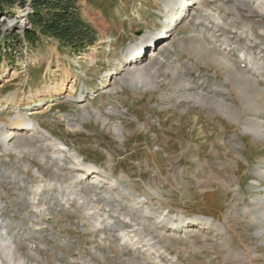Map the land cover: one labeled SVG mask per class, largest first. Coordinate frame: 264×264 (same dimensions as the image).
I'll use <instances>...</instances> for the list:
<instances>
[{"label":"rangeland","instance_id":"obj_1","mask_svg":"<svg viewBox=\"0 0 264 264\" xmlns=\"http://www.w3.org/2000/svg\"><path fill=\"white\" fill-rule=\"evenodd\" d=\"M249 1L252 11L237 0L173 11L171 0H77L98 39L85 53L29 43V8L0 19V127L12 135L0 144V219L22 256L0 246L3 264H264V100L191 40L215 33L208 48L264 68V0ZM15 33L21 44L5 40ZM151 34L127 66L128 48ZM215 93L233 114L199 97ZM19 116L37 130H18ZM51 196L62 199L44 204ZM109 220L129 226L125 240Z\"/></svg>","mask_w":264,"mask_h":264},{"label":"bare ground","instance_id":"obj_2","mask_svg":"<svg viewBox=\"0 0 264 264\" xmlns=\"http://www.w3.org/2000/svg\"><path fill=\"white\" fill-rule=\"evenodd\" d=\"M186 1H188V0H171L170 3L166 4V8L168 10H173L176 6L181 5L183 2H186ZM237 1L242 6L247 7L249 9H251V11H252V5H251L252 4V1H249V0H237ZM215 37H216L215 33L209 34V32H207V31H201V32H199V35L191 38V40L202 51H209V52H212L214 55L218 56L221 60H223V62L226 65V67L227 66L233 67L234 68V71L236 72V74H238L239 78L243 81V88L242 89H244V91L246 92V94L251 95V97L252 96H259L262 100H264V68H263V66L260 65L259 67H253V68H251V65L252 64L253 65L255 64V66H256V64H259V63L258 62L252 63V62H254L253 61L254 59L250 61L247 58L246 59L244 58L245 60L244 59L232 58L231 56H229L225 52V50H222V48L219 47L218 44L216 46H214L213 48H211V49L208 48L209 41L212 40ZM158 38H160V34H158V35L151 34V35L145 37L141 42H138V43L132 45L131 47H129L128 50H127V53H126V63H127V66L130 67L135 61H137L136 58H138L140 56V55H137V54H139L142 51H144L145 48L150 47V44H152V42H154L155 39H158ZM167 41L168 40L163 41V43L161 45H167ZM230 41L231 40L229 38L223 37V43L221 45L227 44ZM216 42L220 43L219 41H216ZM236 44H237V42H236ZM246 50L248 52V50H252V49H246ZM246 50L245 49H242L241 47L240 48L238 47V49L236 51L239 52V53H242L243 56H251V53H247ZM259 54H262L264 56V49L260 48V53ZM152 55L154 57L155 56V52H153ZM260 63H262V62H260ZM249 66H250L251 69H246ZM138 73H139V71H136V73H130L129 74L130 80H134L136 78V74H138ZM139 74L140 75L138 77H141V73H139ZM145 76H147V75H145ZM61 86H63V90H64V88L66 87V80L61 81ZM199 97L204 102H207L209 104H214L220 110H226L228 112H231V114L234 113V107L228 105L224 101V99L222 101H220L221 99H218L217 98L216 93H215V95L213 97H208V96H206V97L199 96ZM13 124L18 127V130H24V129H26V130H32V131L37 130L36 125H34L31 122H25L22 119L21 116H19L16 120H14L13 121ZM11 137H12V135L8 134V131L5 130V127H3V126L0 127V144L3 145V146H5L6 150H8V148H7L8 141L11 139ZM56 145L58 146V147H56V148H58L57 151H56V155H58V157L62 158L64 156L65 152L67 151V149H66V147H65V145L63 143H58ZM26 146H27V144H26ZM32 148L35 149L34 151H36L37 153H39V155L41 157H45V152H44L43 149L37 148L35 145L32 146ZM74 159L78 162V164L80 165V167L82 169L86 170L87 172H90L91 173L94 170H96L95 167L87 166L84 162H82L81 160H78L77 157H75V156H74ZM53 160L54 159L51 157V162ZM21 182L24 183L23 180ZM75 182H79V181L78 180H75ZM72 188H74V187H72ZM87 192H88L89 195H91L93 193L91 189H88ZM75 194H77V193L76 192H69V195L70 196H73ZM40 195H42V193L39 194V196ZM61 199H62V197L60 198L58 196H51L50 198H48V197L46 198L45 197L43 199V203L45 204V203H49L51 201L61 200ZM107 200L108 199L105 200L107 202V203L105 202V204L107 206H109V207H113V204L109 200L108 201ZM261 213H262L261 216L264 217V211H262ZM0 218H1V216H0ZM107 219H110V218H107ZM164 220L166 221V223H168L170 225H173V227L174 226H177V224H183V223H185V221H183V219H181V218L178 219V220H176V221H173V219L172 220H169V219L166 220V219H164ZM100 221L101 220H98L96 222V226L98 224L99 225L101 224ZM110 221L111 220H109V222ZM0 223H1L0 228L3 230V232L0 233V246L1 247L4 246L3 251L5 253L6 258L9 261H14L16 255H18V259H21L22 256H21V254L19 255V252H20L19 250L20 249L17 246V244L14 241V239L12 238V239L8 240V237L11 236V233H9V232L6 231L7 230V225L5 224L4 220H1V219H0ZM127 227H129V226L126 225L125 223H121V222H118V221H111L110 223H108V226H106L105 228L107 230H109V231H117V232H120L119 233L120 236L122 237L123 240H125V238L127 237V231H126V228ZM0 263L3 264L2 261H0Z\"/></svg>","mask_w":264,"mask_h":264},{"label":"trees","instance_id":"obj_3","mask_svg":"<svg viewBox=\"0 0 264 264\" xmlns=\"http://www.w3.org/2000/svg\"><path fill=\"white\" fill-rule=\"evenodd\" d=\"M28 8L29 28L24 29L23 37L29 43L48 38L58 41L61 50L85 53L98 41L93 27L81 18L77 0H0V19L13 17L15 9L27 11ZM20 38L15 33L5 40L14 39L21 44Z\"/></svg>","mask_w":264,"mask_h":264}]
</instances>
